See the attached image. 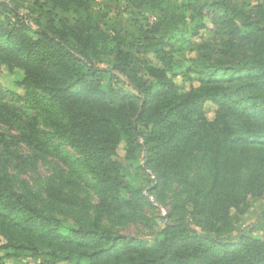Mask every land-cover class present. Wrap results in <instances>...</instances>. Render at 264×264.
Returning a JSON list of instances; mask_svg holds the SVG:
<instances>
[{
	"label": "trees",
	"instance_id": "1",
	"mask_svg": "<svg viewBox=\"0 0 264 264\" xmlns=\"http://www.w3.org/2000/svg\"><path fill=\"white\" fill-rule=\"evenodd\" d=\"M47 1L0 0V69L20 89L0 85V264H264V213L230 236L264 204V0H209L197 47L180 9L127 35L95 0H52L61 16Z\"/></svg>",
	"mask_w": 264,
	"mask_h": 264
},
{
	"label": "rangeland",
	"instance_id": "2",
	"mask_svg": "<svg viewBox=\"0 0 264 264\" xmlns=\"http://www.w3.org/2000/svg\"><path fill=\"white\" fill-rule=\"evenodd\" d=\"M24 1L26 4L29 3V5L32 3V0H30V2H28L27 0ZM133 1L134 0H131L129 2V5H127L126 0H95V3H98L100 5H95L94 7L96 11H99L100 13L107 12L110 26L116 28L120 32H123L127 35H131V33L134 32L133 27L135 24L144 25L146 22L154 21L156 17H158L161 13H164L165 9H168V13L173 18L177 16L178 11L180 9V11H182L183 13L186 12L187 19L191 20L189 22L191 23V25L195 26V28L193 29V33L195 34L192 36V41L196 42V47L197 45H201L202 41L208 36H212L214 30L217 28L216 23H218L219 13L217 12L215 5L211 7L208 6L209 0H143L144 3H142L141 5H136ZM232 1L236 5H250L255 4L257 2V0ZM46 7L50 9H52L53 7L54 12L59 16L65 15L63 11L66 9V5H64L63 3L57 4L52 0H48L46 2ZM21 11L27 12L25 6L21 7ZM0 18H5V11L0 10ZM198 25L200 27V30H198ZM193 53L194 50L192 52L187 51L186 54L188 56H192L194 55ZM175 57L178 61L179 56H176L175 54ZM180 59H183L184 61L188 60L187 57H180ZM97 65H105V62H98ZM16 74L17 72H8L6 67L2 66L0 69V85L19 92L20 89L15 84ZM192 76L195 80L198 79L197 75L193 74ZM179 77L178 83L180 82ZM214 109L215 106L213 105L207 106V113L210 118L213 116ZM9 129L13 128L10 127ZM125 153V146L123 143H121L117 148L118 159L122 162L123 171L126 172L129 182H136V180L139 179L140 175L138 174L137 170H135V166L139 163L138 161H141V154L137 152V160H129L126 158ZM41 172H43V169L41 170ZM145 192L147 194V191ZM147 198L152 201L153 205L155 206L154 210L150 211L149 209H147L146 213L148 215L154 213V216L158 217L160 214L165 213L167 209L165 206L159 204L158 202H155L154 198L151 195ZM263 213L264 204L259 200L253 201L251 207L246 212V214H244L240 218L239 222L236 224L235 229L230 236H236L245 227L256 221V219ZM263 220L264 216L260 218L259 223L260 221L262 223ZM256 225L258 226L257 223ZM263 227L258 226L257 229L254 231V235L257 237L264 238ZM124 232L129 235H134L136 233L137 235L145 238L149 233V229H147V227H145L143 224L136 223L134 225H130ZM6 264H46V262L44 257L38 258L34 256L23 255L18 257L7 258Z\"/></svg>",
	"mask_w": 264,
	"mask_h": 264
}]
</instances>
